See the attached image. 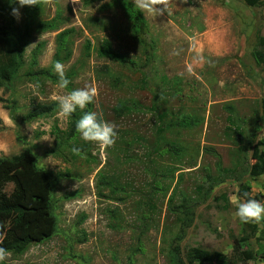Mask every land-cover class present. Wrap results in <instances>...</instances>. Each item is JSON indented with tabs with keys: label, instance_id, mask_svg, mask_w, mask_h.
<instances>
[{
	"label": "rangeland",
	"instance_id": "rangeland-1",
	"mask_svg": "<svg viewBox=\"0 0 264 264\" xmlns=\"http://www.w3.org/2000/svg\"><path fill=\"white\" fill-rule=\"evenodd\" d=\"M109 3L43 0L38 21H54L58 28L33 32L19 78L0 89V158L30 149L20 164L0 166V205L24 209L20 220L15 213L0 212V247L22 236L35 240L22 255L7 253L2 264H182L175 247L181 258L197 247L227 255L253 249L256 259L240 264H264V219L251 222L257 231L240 242L251 232L234 216L245 201L239 191L248 177H231L252 163L249 149L259 148L264 139V72L253 60L264 38V0L255 7L245 0H159L158 12H142L144 42L132 35L123 11ZM65 30L72 31V56L62 63L70 77L68 88L25 77L28 71L51 68L57 36ZM227 34L235 39V48L219 52L215 37ZM104 40L140 70L99 57ZM38 46V65L32 67ZM86 86L96 89L86 108L114 127L111 146L101 149L80 136L58 141L56 131L66 137L70 121L57 113L24 120L34 100L58 103L59 96ZM13 100L17 105L12 110ZM122 103L129 104L124 113L118 109ZM163 111L167 116L161 119ZM183 115L199 125L174 136L170 130L162 133ZM258 118L259 131L247 150L236 134L248 133ZM174 139L185 151L181 162L164 146ZM74 147L87 150L74 152ZM207 169L223 181L210 193ZM164 171L169 177L155 176ZM102 174L118 179L126 195L101 196L97 184ZM179 177V189L191 198L195 211L182 239L181 221L168 208ZM200 185L203 193L198 195ZM102 193L111 195L109 190ZM255 195L264 196V177L251 181ZM174 203L180 204L179 196Z\"/></svg>",
	"mask_w": 264,
	"mask_h": 264
},
{
	"label": "trees",
	"instance_id": "trees-1",
	"mask_svg": "<svg viewBox=\"0 0 264 264\" xmlns=\"http://www.w3.org/2000/svg\"><path fill=\"white\" fill-rule=\"evenodd\" d=\"M81 1L84 5L90 6L101 0ZM109 2V6L119 8L123 11L130 23L132 35L141 42H144L143 36L147 33V23L142 12L137 7H135L131 0H109ZM245 3L250 7H255L259 4V0H245ZM42 4L43 0H36L35 6L20 8V6L15 3V0H0V89L11 86L13 82H15L19 78L22 68L25 65L24 53L29 45L33 32L36 29L45 32L58 28V24H56V22L54 21H38V17L40 16V13L42 11ZM103 7L105 9L107 6L105 5ZM13 8L19 9L20 17H14L12 15ZM71 32V30H65L58 34L57 51L53 56L52 66L56 61L64 63L70 60L72 56L71 43L69 41ZM90 47V44H88L86 47L87 53L90 50ZM258 47L260 49H255L253 52V60L256 65L262 68V71L264 72V38H261L259 40ZM38 49H41V46H38L33 52L31 61L32 67H37L38 65ZM97 54L99 57L109 58L121 64H129L134 70H140V67H138V64L134 60L128 59L125 56L115 52L112 44L108 40H104L101 43V45L97 49ZM52 66L49 69H37L28 71L25 73V77L32 81L48 80L57 83L58 77L53 74ZM68 78L70 77L68 76ZM0 101L2 100L0 99ZM162 101L163 103H167L166 95H162ZM11 103L12 105L10 108L12 110L16 109L17 102L13 100L11 101ZM128 105V103L120 104L118 107L119 111L124 113L129 109ZM133 106H135V104H133ZM90 109L91 107L88 106V108L84 109L83 111H90ZM57 111L58 103L52 102L48 104H42L37 100H34L31 103L29 112L24 116V120L30 122L44 116L56 114ZM82 114V110L77 109L70 117H68L70 121L69 131L66 133V137H62L60 133L56 131V138L58 139V141H60L61 139H66V141L70 142L72 140H75V138L79 136V133H77L75 130V123ZM166 116L167 111H163L162 115H160V117H162L161 119H164ZM260 120L261 118L256 119L253 125V129L249 130L248 133L239 131L236 134L238 142L244 143L246 149L247 146L250 147L255 142V133L259 131ZM198 125L199 124L196 122V119L190 117L189 115H183L180 118L169 122L166 128L163 129L162 133L170 130L172 132V135L174 136V133H177V131L193 129ZM18 140L22 142V139L18 138ZM164 146L167 148L168 153L174 155L176 161L179 160L181 162L183 160L185 151L177 141V139H174L173 143L167 142ZM74 148L79 149L80 152H85V150H87L85 149V147ZM250 151V159L252 160V163L250 164L249 162V165L245 167L242 174L231 177L236 180H242L243 176H247L248 181L243 182L240 185L241 189L239 191V196L242 197L245 201H247L248 199L262 201L264 200L263 195H255L253 197L251 196V181H258L260 178L264 177V139L260 141L259 148L249 149V152ZM29 154L30 149H25L18 155L9 158H0V166H4L7 164H20L27 158ZM219 170L226 173V170L222 169V167H219ZM206 171L207 173L205 175V182L210 184V187L207 190V193H210V190L214 189L216 185L221 184L223 181H221L220 175L213 176L211 172L208 171V169ZM155 176L169 177V174L167 173V171L161 173L155 172ZM216 177L218 178L216 179ZM180 182L181 177H179V182L176 184L169 197L168 208L169 212L176 214L177 218L181 221L183 231L180 238L182 239V237H184L186 234V230L190 229L194 223L195 211L191 206V198L179 189ZM97 185L98 189L101 190V196H104L106 198L114 199V196L119 195L120 193L122 195L123 193L126 195L124 190L125 188L121 186L118 179H116L115 177H109L103 174L99 175ZM202 188V185L197 187L198 195L203 193ZM106 190H109L111 195H104L102 193V191ZM177 196L180 197V204L174 203ZM223 199L224 202L227 203V199L225 197ZM223 209H226V206L223 207ZM0 212L5 214L15 213L17 215V220H20L24 209L19 205L1 204ZM245 225L251 230V232L250 235L244 234L241 237L240 242H247L250 239V236L253 235L258 228V225H256L255 223H248ZM244 232L246 233L247 230L245 229ZM34 243L35 240L30 236H22L18 239L7 242L2 247L7 249V253L22 255ZM174 251L179 257V260L182 264H240L254 261L256 259V253L253 249H235L233 254L227 255L221 252H211L201 247H197L190 249L183 256V258H181V251L179 247H175ZM261 259L264 261V251L261 255Z\"/></svg>",
	"mask_w": 264,
	"mask_h": 264
},
{
	"label": "clouds",
	"instance_id": "clouds-1",
	"mask_svg": "<svg viewBox=\"0 0 264 264\" xmlns=\"http://www.w3.org/2000/svg\"><path fill=\"white\" fill-rule=\"evenodd\" d=\"M20 8L32 7L36 5V0H15ZM159 0H134L135 7L139 8L143 13L158 12L157 4ZM12 15L19 17V9L13 8ZM53 71L57 75V83L55 87L59 90L67 89L70 80L65 76L64 65L56 61L54 62ZM96 95L94 87L75 88L66 95L59 96L58 112L60 117L68 118L77 109L82 110L83 114L75 123V130L79 133L80 139L86 143H93L103 149L111 146L115 142V132L112 124L98 119L97 114L93 111H83L87 105L91 104ZM74 152L79 149L74 148ZM241 224H248L253 221L259 222L264 219V203L255 199H248L240 202L234 213ZM7 249L0 247V264L5 260Z\"/></svg>",
	"mask_w": 264,
	"mask_h": 264
},
{
	"label": "crops",
	"instance_id": "crops-1",
	"mask_svg": "<svg viewBox=\"0 0 264 264\" xmlns=\"http://www.w3.org/2000/svg\"><path fill=\"white\" fill-rule=\"evenodd\" d=\"M215 39L217 40V46H218V48H219V52L220 51H226V50H228L227 52H229L231 49H233V48H235V39H232V37H231V35L230 34H227V36L226 35H222V36H219V35H217L216 37H215ZM225 44L226 45V47L227 48H229V49H224V48H226V47H224L223 49H221L220 47H219V44Z\"/></svg>",
	"mask_w": 264,
	"mask_h": 264
}]
</instances>
